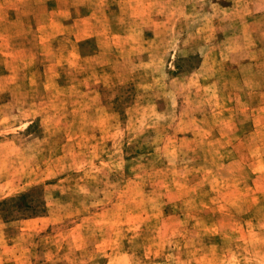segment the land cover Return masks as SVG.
<instances>
[{"label":"rangeland","instance_id":"1","mask_svg":"<svg viewBox=\"0 0 264 264\" xmlns=\"http://www.w3.org/2000/svg\"><path fill=\"white\" fill-rule=\"evenodd\" d=\"M0 264H264V0H0Z\"/></svg>","mask_w":264,"mask_h":264}]
</instances>
